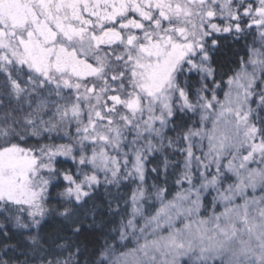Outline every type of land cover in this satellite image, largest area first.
<instances>
[{
    "label": "snow or ice",
    "instance_id": "obj_1",
    "mask_svg": "<svg viewBox=\"0 0 264 264\" xmlns=\"http://www.w3.org/2000/svg\"><path fill=\"white\" fill-rule=\"evenodd\" d=\"M0 264H264V0H0Z\"/></svg>",
    "mask_w": 264,
    "mask_h": 264
}]
</instances>
